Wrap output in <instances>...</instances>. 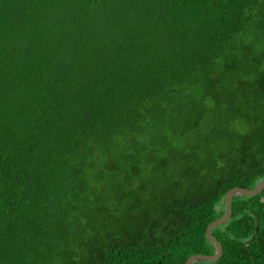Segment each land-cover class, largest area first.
<instances>
[{"label": "trees", "instance_id": "16d2710c", "mask_svg": "<svg viewBox=\"0 0 264 264\" xmlns=\"http://www.w3.org/2000/svg\"><path fill=\"white\" fill-rule=\"evenodd\" d=\"M263 177L264 0H0V264H186ZM232 206L193 264H264Z\"/></svg>", "mask_w": 264, "mask_h": 264}, {"label": "water", "instance_id": "95a60500", "mask_svg": "<svg viewBox=\"0 0 264 264\" xmlns=\"http://www.w3.org/2000/svg\"><path fill=\"white\" fill-rule=\"evenodd\" d=\"M263 189H264V177L258 182L256 187L253 189L236 187V188L229 190L225 196L226 211H225L224 215L222 217L214 220L213 222H211L207 228V231H206L207 237L210 239V241L216 247L215 253L214 254H196V255H193L187 260L186 264H193L194 262L199 261V260L208 261V262L216 261L221 256V254L223 252V248H222V245L220 244V242L213 235L212 231L216 226L221 225V224H225L231 219L232 209H233L232 200H233L234 196H236V195L255 196V195L259 194ZM259 225H260V220L257 219L256 230H258Z\"/></svg>", "mask_w": 264, "mask_h": 264}]
</instances>
